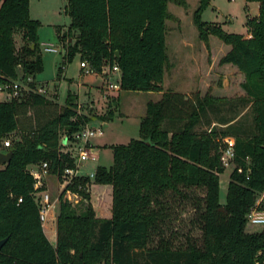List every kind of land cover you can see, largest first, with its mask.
<instances>
[{
  "label": "trees",
  "instance_id": "1",
  "mask_svg": "<svg viewBox=\"0 0 264 264\" xmlns=\"http://www.w3.org/2000/svg\"><path fill=\"white\" fill-rule=\"evenodd\" d=\"M167 1L66 0L70 21L61 37L74 40L67 42L62 64L76 53L94 71L116 63L121 89L162 94L146 102L138 137L109 145V166L98 164L93 178L88 174L74 178L91 186L110 184L111 215H97L90 189L70 183L68 187L87 201L77 211L64 197L65 190L59 194L52 243L39 219L28 165L48 160L50 171L58 173L74 166L70 149L61 148V135L72 139L94 114L78 111L69 92L56 109L50 98L32 90L36 74L43 70L41 21L30 16V0H0V85L21 78L31 90L21 98L0 100V139L19 131L10 145L0 148H12L11 158L0 166V239L7 238L0 247V264H256L264 260V226L245 229L250 209L264 208V0H257L259 13L247 19L249 36L200 20V9L208 0H199L194 10L199 37L208 41L214 34L230 44L219 62L231 63L244 74L240 85L245 96L237 100L248 107L250 122L244 124V118L232 112L218 117L223 125H210L203 116L208 117L209 108L219 109L226 98L163 89ZM17 29L23 39L20 49L14 41ZM117 101L118 95L115 106L99 118L111 119ZM33 105L43 109L41 116L31 119L28 111ZM202 121L206 127L198 129ZM225 136L234 138V156L226 200L221 202L219 174L225 165L220 148ZM195 188L203 194H196ZM177 196L194 201L199 236L186 232L180 240L170 227L171 201Z\"/></svg>",
  "mask_w": 264,
  "mask_h": 264
},
{
  "label": "rangeland",
  "instance_id": "2",
  "mask_svg": "<svg viewBox=\"0 0 264 264\" xmlns=\"http://www.w3.org/2000/svg\"><path fill=\"white\" fill-rule=\"evenodd\" d=\"M179 1H167L168 15L165 18L167 63L163 89L179 90L187 95L198 92L200 95L207 94L211 97L226 98L224 103L218 105L219 109L209 108L206 112L208 117L203 116V121L209 118L210 125H223L217 121L218 117L221 115L228 116L232 112H236V118L239 117L242 120L244 118V124H248L251 119L248 107L237 100L239 97L245 96V91L240 85L244 79V74L231 63L219 62L220 57L230 48V44L223 42L214 34H209L208 41L201 39L199 28L193 18L199 0ZM65 4L66 0H30V16L42 22L38 28V34L41 39L40 48L43 56V70L36 74L35 86L32 88L37 91L38 86L43 85L45 90L41 94L55 102L54 108L56 109L65 103L69 92L77 103L78 111L94 114L87 124L100 126L102 130L100 134L96 133L90 137V141L99 143L93 146L97 158L89 157L78 162V172L90 175L98 164L110 165L112 163L110 143H126L131 137L139 136V122L145 113L146 102L150 100L149 98H160L162 93L127 90L121 94L119 89L107 86L108 79L116 81V77L112 76L111 78L108 76L109 73L103 75L98 71L86 72L84 68L81 67L80 69V60L85 58L80 57L79 53H76L71 61H65L62 64L67 42L74 40L66 36L61 37V34L66 32L70 21L69 15L64 10ZM258 13L259 2L257 0H208L207 4L200 9L199 17L200 20L209 24H218L225 31L239 32L249 36L250 30L247 19L249 16ZM14 41L16 48L20 49L23 44L21 30L17 29L14 32ZM45 44H54L57 51L42 49ZM60 65L62 70L58 76L57 71ZM18 72L19 75L22 73L21 66H18ZM115 74L116 70L113 75ZM81 78L90 81L92 84L78 83L77 81ZM17 80L23 82L21 78ZM26 95L27 92H25ZM117 95L118 107L114 110L112 118H99L98 115L104 114L109 108L115 106ZM2 97H4V92L0 91V98ZM5 97L6 99L10 98L9 96ZM41 109L43 107L38 105L31 106L28 111L29 118L32 119L35 115L41 116ZM203 121L197 125L198 129L206 127ZM18 136L19 131L7 135L10 141ZM60 141L61 148L68 147V141L63 135H61ZM1 144L0 139V148L3 147ZM77 144L73 142L72 146L76 147ZM232 167L233 163L230 162L219 174V201L221 202L226 200L227 184ZM46 181L51 198H56L61 191L56 174L50 173ZM74 183H77L76 185L81 184L73 180L72 184ZM81 185L85 190L90 189L89 200L95 213L105 216V209H107L110 210L111 215V190L106 188L102 190L97 185L92 184L91 186L89 183ZM194 192L198 195L203 194L200 188H195ZM70 197L72 206L77 211L87 201L79 192H75V194L70 192ZM171 202L169 225L173 230H177L179 239L184 240L186 232L199 236L200 229L193 221L196 214L194 201L191 198L177 196ZM58 207L59 198L55 206L48 211L44 221L52 226V230L48 226L45 227L51 242H55L56 217L54 218V216H57ZM262 226V224L250 225L246 223L245 229L256 231L260 230Z\"/></svg>",
  "mask_w": 264,
  "mask_h": 264
},
{
  "label": "built area",
  "instance_id": "3",
  "mask_svg": "<svg viewBox=\"0 0 264 264\" xmlns=\"http://www.w3.org/2000/svg\"><path fill=\"white\" fill-rule=\"evenodd\" d=\"M42 49L46 51H57V47L54 44H45L42 46ZM80 67L84 68L86 72L94 71L87 60L81 59L80 60ZM120 71L119 66L115 63L113 65L104 64L102 65L99 72L103 75L108 74L112 78L115 77L113 74ZM117 80L113 81L112 79H108L107 86L114 89L120 88V81H119V74L116 76ZM26 83H23L20 80H12L9 83L1 84L0 90L5 91V96H9L10 98H21L25 92L30 91L27 87ZM33 91H36L32 89ZM45 90L43 85L38 86L37 92L42 93ZM102 132L99 126H91L88 124H84L79 129H77L73 133L72 139H68L69 146L67 148H63L66 151L68 148L72 153L74 158V166H65L62 168L61 172H51L50 171V161L42 160L37 163H31L28 165V171L34 178L33 183V197L38 206V214L41 224L46 219V215L48 211L55 206L56 201L59 198V195L56 198H51L48 185H47V177L50 173L56 174L58 178V184L61 187L60 193L64 191V195L66 194V198L68 200L71 199L70 192L75 194L78 192L68 187L70 183L74 180L76 176L81 175L82 173L78 172V162L89 157L97 158L96 153L94 152V145L90 141V137L95 135L96 133L100 134ZM224 145L220 148V159L224 165L229 164L230 162L233 163V156H234V138L232 136H225L223 138ZM78 143L76 147L72 146V143ZM1 143L4 146L10 145V139L6 136L1 139ZM74 147V148H72ZM94 172L89 175L90 178H93ZM78 188L81 187V184L77 185ZM88 189V188H87ZM59 193V194H60ZM262 199L260 196L257 199V204ZM21 200V198H19ZM247 223L250 225H257L262 224L264 226V208H259L257 205H254L247 213ZM256 264H264V260L262 262H257Z\"/></svg>",
  "mask_w": 264,
  "mask_h": 264
},
{
  "label": "crops",
  "instance_id": "4",
  "mask_svg": "<svg viewBox=\"0 0 264 264\" xmlns=\"http://www.w3.org/2000/svg\"><path fill=\"white\" fill-rule=\"evenodd\" d=\"M29 7H30V2H29ZM30 10V9H29ZM257 15V14H256ZM251 16H255V15H251ZM41 24H42V22H41ZM39 40H41L40 39V37H39ZM41 42V41H40ZM227 51V50H226ZM225 51V52H226ZM80 69H81V67H80ZM165 72V71H164ZM118 74H119V78H120V71L117 73L116 72V74L114 75L115 77L116 76H118ZM62 75H63V71H62ZM61 75V76H62ZM82 75V74H81ZM69 78H71V77H69ZM78 83H88V84H92L90 81H87V80H85V79H83V78H81L79 81H77ZM163 82H164V76H163ZM119 90L121 91L120 93L122 94L123 92H125V91H127V90H124V89H121V88H119ZM0 91H2V92H4V97H2V98H0V100H3V99H6V97H5V91L4 90H0ZM157 93H162V91H156ZM159 98V97H158ZM157 98V99H158ZM149 99H151V98H149ZM152 100H156V99H152ZM117 107H118V105H117ZM116 107V108H117ZM100 127V126H99ZM101 128V127H100ZM91 143L93 144V145H97V144H99L98 142H94V141H91ZM112 143H120V142H112ZM112 143H110V144H112ZM122 143V142H121ZM30 165V164H29ZM104 165V164H103ZM106 166H109V165H106ZM94 185H97V187H100V188H102V190L104 189V188H106V189H110L111 190V185L110 184H96V183H94ZM105 211H106V213L104 214L105 216H110V210H107V209H105ZM56 217V215L54 216V218ZM46 226H48L51 230H52V226H51V224H49V223H46V222H43V224H42V227H43V230H44V232H45V234H46V231H45V227ZM54 233H55V240H56V225H55V230H54ZM47 235V234H46ZM48 237V236H47ZM48 239L50 240V238L48 237ZM51 241V240H50ZM52 243H54V242H52Z\"/></svg>",
  "mask_w": 264,
  "mask_h": 264
},
{
  "label": "water",
  "instance_id": "5",
  "mask_svg": "<svg viewBox=\"0 0 264 264\" xmlns=\"http://www.w3.org/2000/svg\"><path fill=\"white\" fill-rule=\"evenodd\" d=\"M12 155V148H8L7 150H0V166L5 162L9 161ZM6 237L0 239V247L6 241Z\"/></svg>",
  "mask_w": 264,
  "mask_h": 264
}]
</instances>
